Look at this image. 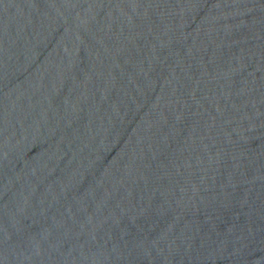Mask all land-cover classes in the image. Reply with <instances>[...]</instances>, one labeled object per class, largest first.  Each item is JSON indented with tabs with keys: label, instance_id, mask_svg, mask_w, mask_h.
I'll use <instances>...</instances> for the list:
<instances>
[{
	"label": "water",
	"instance_id": "water-1",
	"mask_svg": "<svg viewBox=\"0 0 264 264\" xmlns=\"http://www.w3.org/2000/svg\"><path fill=\"white\" fill-rule=\"evenodd\" d=\"M0 264H264V0H0Z\"/></svg>",
	"mask_w": 264,
	"mask_h": 264
}]
</instances>
